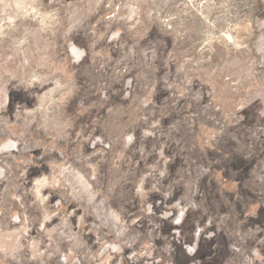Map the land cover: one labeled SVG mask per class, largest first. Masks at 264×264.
Listing matches in <instances>:
<instances>
[{
	"label": "rangeland",
	"instance_id": "rangeland-1",
	"mask_svg": "<svg viewBox=\"0 0 264 264\" xmlns=\"http://www.w3.org/2000/svg\"><path fill=\"white\" fill-rule=\"evenodd\" d=\"M0 264H264V0H0Z\"/></svg>",
	"mask_w": 264,
	"mask_h": 264
}]
</instances>
